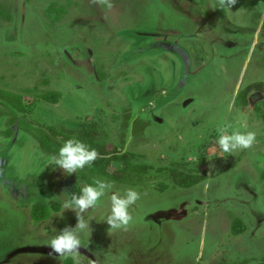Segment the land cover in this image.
Listing matches in <instances>:
<instances>
[{"label": "rangeland", "instance_id": "374dc122", "mask_svg": "<svg viewBox=\"0 0 264 264\" xmlns=\"http://www.w3.org/2000/svg\"><path fill=\"white\" fill-rule=\"evenodd\" d=\"M111 3L0 0V261L72 264L48 255L47 242L76 225L74 211L31 219L34 205L89 184L83 170L70 181L49 166L47 132L130 158L129 172L108 166L121 182L88 171L140 193L127 230L109 233L108 197L85 214L82 244L102 264H264V94L248 106L237 98L264 84V0L255 12L216 0ZM54 94L57 104L42 99ZM241 114L257 141L223 153L218 129L231 134ZM174 171L206 179L182 189ZM233 220L244 233L233 234Z\"/></svg>", "mask_w": 264, "mask_h": 264}, {"label": "clouds", "instance_id": "9594fccd", "mask_svg": "<svg viewBox=\"0 0 264 264\" xmlns=\"http://www.w3.org/2000/svg\"><path fill=\"white\" fill-rule=\"evenodd\" d=\"M92 4L106 5L107 8L113 7L111 0H90ZM220 10L231 8L237 0H216ZM255 40H253V44ZM237 127L228 134L227 128L218 129L219 136L215 142L216 147L223 153H235L251 149L257 141V133L248 129L247 118L241 114L237 120ZM231 127V125H229ZM241 128L244 131H241ZM99 156L95 148H91L85 142L71 138L66 140L59 148L58 154L49 158V166L55 170L59 168L65 175L76 174L85 167H91ZM79 193L68 194V199L63 202L64 210L74 211L77 223L74 227L66 226L47 242L49 255L59 258L71 257L80 264L79 254L81 249V235L90 227L85 218L89 210L96 209L102 198L108 197L110 200V214L105 222L110 226L109 233L112 230H127L133 221L130 208L137 204L140 199V193L128 188L121 191H113L114 183L102 179H94L92 184L81 186Z\"/></svg>", "mask_w": 264, "mask_h": 264}, {"label": "trees", "instance_id": "16d2710c", "mask_svg": "<svg viewBox=\"0 0 264 264\" xmlns=\"http://www.w3.org/2000/svg\"><path fill=\"white\" fill-rule=\"evenodd\" d=\"M258 1L259 0H237L236 4L239 8H242L246 11L255 12ZM255 17L260 18V15L258 13H255ZM254 92L264 93V84L257 83V84L247 87L243 92H240L238 94L237 98L241 99L242 102H244V104L248 106L249 95ZM57 97H59V94H54L53 96L47 95V96H44L42 99L47 101L50 104H57L59 103V98ZM21 110L24 111V108L21 107ZM43 134L44 136L39 137L41 149L44 151V153L49 154L51 156L58 154L59 148L63 145V143L66 140H68V139H65L62 141V143H60V140L57 141L54 138L55 136H53L52 138V136L48 135L47 132H43ZM10 135L11 134L9 130L8 135L6 136L10 137ZM88 145L91 148H95L98 151L99 156L91 167H85L83 169L82 175L87 180V182H89L90 184L93 183V181H91V178L89 177L90 176L88 172L89 170L91 173L108 176L109 178L114 179L113 181H116V180L120 182L123 181V178H121V176H119L117 173L113 175H109L107 172L109 168L108 166L111 165V163L114 161H122L124 163L123 169L125 173L129 172V170L131 169L129 156L125 154L119 155L118 152L106 150L105 148L103 149L101 146H98L95 144H88ZM143 168L144 167L141 168V171H143ZM171 175H172V178L175 184L182 189H190L192 187H195L196 185L200 184L202 181L206 179V176H200L196 173L195 174L193 173L183 174V173L174 171L171 173ZM261 177H262V180L264 181V173L262 174ZM60 210H61V207L58 204H54L51 207L34 206L32 209V213H31V219L34 223H40L41 221L50 219L52 213L59 212ZM244 231H245V225L241 221L239 222V220H233V223H232L233 234L240 235L244 233Z\"/></svg>", "mask_w": 264, "mask_h": 264}, {"label": "flooded vegetation", "instance_id": "af4514ba", "mask_svg": "<svg viewBox=\"0 0 264 264\" xmlns=\"http://www.w3.org/2000/svg\"><path fill=\"white\" fill-rule=\"evenodd\" d=\"M209 1V0H208ZM204 2H205V0H204ZM261 2V0H259L258 1V4H257V7H258V5H259V3ZM236 6H237V4H236ZM256 7V8H257ZM255 11H256V9H255ZM254 17V16H253ZM255 18V17H254ZM260 18H261V16H260ZM257 19V18H256ZM174 53V52H173ZM174 54H177V53H174ZM180 56V55H179ZM262 84V83H261ZM259 94V95H262L263 96V94L264 93H262V92H254V94ZM251 94H253V93H251ZM13 132V131H12ZM7 138H9V137H7ZM118 154L119 155H121V154H123L122 152H118ZM3 158H5V157H3ZM3 158H1L0 157V164H1V162L3 161ZM1 173V172H0ZM72 179V176L70 175L69 177H68V180H70V181H72L71 180ZM89 183V182H88ZM70 184V183H69ZM90 184V183H89ZM59 186V185H58ZM60 187V188H59ZM58 187V189H62V186L60 185ZM58 192H59V190H58ZM61 192H63L64 194L65 193H68V194H71V190L70 189H64V190H62V191H60L59 193H61ZM76 193H79V191H75L74 192V194H76ZM67 197H68V195L67 194H65ZM54 204H63V202H56V203H53L52 205H54ZM52 205H50V206H47V205H41V204H38V205H34V206H46V207H51ZM33 206V207H34ZM33 207L31 208V213H32V209H33ZM62 210H63V206H61V210L59 211V212H54L55 214H58V213H60V212H62ZM173 212H176V211H173ZM54 213H52V215H51V218H52V216H53V214ZM171 215H172V218L173 219H170V218H167V219H165V220H175V218H174V216H173V213H171ZM181 216V215H180ZM50 218V219H51ZM50 219H48V220H50ZM182 219V218H181ZM48 220H44V221H41V222H45V221H48ZM40 222V223H41ZM38 224V223H37ZM86 247V248H85ZM48 254V253H47ZM49 255V254H48ZM85 258V262H86V264H102V261L101 260H97V258L96 257H94V256H92V253H91V251L89 250V247L88 246H84L83 244H81V249H80V254H79V259H84ZM26 261H29L30 262V260H25L24 262H26ZM70 261V260H69ZM21 262H23V261H20V262H15V261H13V263L12 264H20ZM72 264H76V261L75 260H72L71 259V261H70ZM84 262V263H85Z\"/></svg>", "mask_w": 264, "mask_h": 264}, {"label": "crops", "instance_id": "0c3cea01", "mask_svg": "<svg viewBox=\"0 0 264 264\" xmlns=\"http://www.w3.org/2000/svg\"><path fill=\"white\" fill-rule=\"evenodd\" d=\"M3 162V161H2ZM2 162H1V164H2ZM15 205V204H14ZM15 209H17V208H19L17 205H15V207H14ZM54 258H59V257H54ZM25 263V262H24ZM0 264H5L4 262H2V261H0Z\"/></svg>", "mask_w": 264, "mask_h": 264}, {"label": "water", "instance_id": "95a60500", "mask_svg": "<svg viewBox=\"0 0 264 264\" xmlns=\"http://www.w3.org/2000/svg\"><path fill=\"white\" fill-rule=\"evenodd\" d=\"M47 253L49 254V251Z\"/></svg>", "mask_w": 264, "mask_h": 264}]
</instances>
